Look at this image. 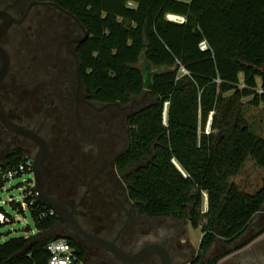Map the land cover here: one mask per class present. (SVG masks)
Instances as JSON below:
<instances>
[{"label": "trees", "instance_id": "16d2710c", "mask_svg": "<svg viewBox=\"0 0 264 264\" xmlns=\"http://www.w3.org/2000/svg\"><path fill=\"white\" fill-rule=\"evenodd\" d=\"M50 1L74 14L89 33L75 46L86 99L126 105L146 96L147 103L125 119L126 145L114 158L120 173L142 164L127 175L128 197L142 215L171 216L200 228L199 248L188 264H216L233 248L206 258L209 249L217 241L230 247L264 216V138L251 131L242 112L246 103L264 102V91L255 92L258 86L264 90V0ZM203 40L205 49L199 46ZM63 60L57 71L73 70ZM72 76L62 81L69 89ZM240 82L247 88H239ZM211 112L216 131L206 132ZM29 159L21 147H11L0 164V187L8 172L31 173ZM248 159L262 168L253 192L231 180ZM26 189L24 201H13L12 208L24 211V203L37 231L1 242L0 264H47L46 243L54 237L44 234L62 221ZM0 212L10 217L1 204ZM67 239L74 264L85 262L82 248Z\"/></svg>", "mask_w": 264, "mask_h": 264}, {"label": "flooded vegetation", "instance_id": "af4514ba", "mask_svg": "<svg viewBox=\"0 0 264 264\" xmlns=\"http://www.w3.org/2000/svg\"><path fill=\"white\" fill-rule=\"evenodd\" d=\"M32 1L34 0H0V10L5 11L15 19L0 36V47L7 52L9 59L7 71L0 80V99L8 118L16 124L39 133L47 141L48 138L39 129L41 123L50 121V119L46 120L44 111L49 107H58L56 102H52V97L56 91L55 85L62 82L63 79L68 80L67 77L73 75L74 84L69 89L71 94L73 92V97L71 96L65 105L67 103V106L69 104L73 106L74 115L78 120V128L88 133V127L90 128L91 124L99 123L96 118H93V113L91 114L90 111L85 110L78 115L80 106H88L92 111L95 110L99 114L107 108L113 112H119V122H122L126 129L125 119L134 111L133 102L126 105H119L118 103L98 105L82 95V88H80L78 95L76 94L74 58L68 49L75 50L76 43L67 44V41L81 35V29L77 23L53 5L31 4ZM58 16L60 18H57ZM64 18L68 19L67 26L75 29L67 31L63 27L67 35L63 29L54 27L56 23L60 24L59 21ZM3 21L4 17L0 16V24ZM63 59L67 63L71 62L73 69L71 75L65 76L66 72L62 73L63 71L60 70L57 71V76H53L52 68L57 69V65L62 66ZM1 64L2 59L0 57V67ZM39 106L43 110L41 116L36 114V109ZM12 110H15V115L11 113ZM86 114L88 115L86 116ZM82 119L90 124H81ZM1 126L0 138L2 141L0 144L3 143L2 147L17 138H23L27 142H32L37 150L34 141L4 127L2 124ZM76 136L80 142L78 135ZM47 143L49 154L43 168L48 165L50 175L55 180L52 183L50 179L44 178L45 190L49 195L61 200L86 231L114 240L128 253H134L151 242H159L168 248L172 264H188V261L193 259L195 254L189 256L188 245L179 243L177 240L179 224L161 222L157 220L159 218L148 220L137 211L134 206L135 201L127 195V175L133 171L132 168L120 173L113 165L114 158L120 151L113 156V166H108L109 163L103 160L97 170L87 178L80 173L71 171L69 175L64 176L65 179L59 180L54 177V169H57V166L61 167L62 164L56 165L57 163L52 161V147L48 141ZM34 148L28 149L34 150ZM60 148H63L62 145ZM98 150L99 148L95 151L98 152ZM60 155L62 157L61 150L57 153L58 157ZM82 158L81 154L77 155L70 162L62 165V168L66 167L67 170H70L74 168V164H77V159L83 160ZM60 182L62 185H59ZM54 227L66 238H72L77 242L88 259L94 262L106 261L107 264H127L116 259L105 248L80 239L66 222L59 221ZM150 238L151 240H149ZM153 257L140 264H156L152 261ZM155 259L158 260V257ZM186 259L188 260L186 261Z\"/></svg>", "mask_w": 264, "mask_h": 264}, {"label": "rangeland", "instance_id": "374dc122", "mask_svg": "<svg viewBox=\"0 0 264 264\" xmlns=\"http://www.w3.org/2000/svg\"><path fill=\"white\" fill-rule=\"evenodd\" d=\"M57 18H60L59 16ZM60 20V19H58ZM67 20L64 18L63 20L59 21L60 24H55L56 29H63V27L67 31H73L74 28H69L67 26ZM63 31H65L63 29ZM66 32V31H65ZM67 35V32H66ZM62 59V58H60ZM63 68V65L61 66ZM62 73H65L66 75H71V68L67 71H64L62 69ZM53 76H57L58 72L56 68H52ZM65 82V80H64ZM69 87L70 85L65 83L63 85V82H60L59 84L55 85V95L52 97V102H56L58 105L55 107H49L46 111H44L46 114V120L50 119V121L44 122L43 124L39 126V129L43 131V134L46 138H48V142L50 146L52 147V161L56 162L58 164L65 165V163H68L71 161V159H74L77 155H82L83 160L77 159V164H74V168H71L70 170H67L66 167L62 168L60 166H57V169H54V177L61 180L62 178L65 179L64 176L69 175L71 171L73 173H80L87 178V176H90L93 172H95L100 165L101 161H106L108 166L112 165L113 156L116 155L119 151H121L125 145H126V137H125V127L123 126L122 122H119L120 115L119 112L110 109H106L104 111H101V113H96L95 110H91L88 106H80V110H78V115L82 114L83 111H90L93 118L99 121V123L93 125L91 124L90 128L88 127V133L86 131L80 130L78 128V120L76 119L74 115V108L69 104L66 103L65 100L70 98L69 93ZM146 96H142L136 101H133V110L140 107L141 105H145L147 103ZM247 100V99H245ZM66 109H69V119H66ZM72 109V110H70ZM24 111L27 112L26 109ZM41 110L40 106L36 109L37 116H41ZM15 110H12L11 113L13 115ZM243 116L245 120L250 125V129L253 133H256L264 138V102L260 103L259 105H252L249 103H246L243 105L242 108ZM88 113V112H87ZM89 113V114H90ZM103 113V114H102ZM88 114H86L87 116ZM165 116V114H164ZM210 117V115H209ZM209 117L207 119L206 124V131L209 132H215L216 130L214 128H210L208 126ZM81 124L89 123L85 119H82ZM90 124V123H89ZM0 124V128H1ZM57 129V130H56ZM76 135H78L80 142L76 139ZM73 136V137H72ZM72 137V140L70 138ZM0 141L2 139L0 138ZM15 141V142H13ZM11 143L7 144L5 147H2V144H0V164L4 162V156L7 151H9L10 147H13L14 145H18L22 147L26 153L31 158L35 152L36 148H34V145L32 142H27L23 138H17L16 140H13ZM80 146H79V144ZM77 146H76V145ZM62 145L63 148H60ZM34 148V150H29L28 148ZM97 148H99L98 152L95 151ZM61 150L62 157L57 156V153ZM92 152V153H90ZM97 152V153H95ZM68 153V155H67ZM68 157V158H67ZM73 157V158H72ZM76 159V158H75ZM52 170V169H51ZM32 171V169H31ZM75 171V172H74ZM43 176L44 178H48L51 180L52 183H54L53 176L50 175V170L48 168V165L43 168ZM112 178V177H110ZM261 178H262V168L258 166L252 159H248L241 170L238 172L237 175L231 178L233 182H235L241 189L245 191L253 192L255 189H257L261 185ZM30 185V186H29ZM33 185V178L32 173L24 172L20 176H12L10 178L7 177L5 182H3L2 187H0V204L3 206V208L10 213L9 216H5V219L3 224H0V243L10 239L11 237H19V236H29L30 234H34L37 231L35 220L30 212L29 209L25 208L26 205L22 203V208L24 211H19V208L16 207V209L12 208V202L16 201H24V195L26 194L27 189L26 188H32ZM59 185H62L60 182ZM206 198V195H204ZM207 201L205 199L204 201V208H206ZM166 220L171 219H165L163 222H167ZM170 222V221H169ZM178 238L177 240L179 243H184L188 245L190 255L193 256L198 248H199V242L200 238L202 236V232L200 228H193L188 223H180L178 227ZM45 237H55V236H64L58 230L56 227H52L50 230L45 232ZM180 239V240H179ZM182 240V241H181ZM181 241V242H180ZM262 242V241H261ZM218 244V243H216ZM212 246L211 249L207 252V256L213 255L219 251V248ZM262 244V243H261ZM258 246V242L255 240L253 243H251L250 248L248 251H246V254H250L253 252V254L247 255V259H243L242 262L238 261V258H240L241 254L234 255L233 257V263L234 264H257L256 262V247ZM260 246V244H259ZM223 247H220V249ZM190 258V257H189ZM188 258V259H189ZM186 259V261L188 260ZM87 263H90V261H86ZM96 264V263H94ZM224 264V263H222Z\"/></svg>", "mask_w": 264, "mask_h": 264}, {"label": "water", "instance_id": "95a60500", "mask_svg": "<svg viewBox=\"0 0 264 264\" xmlns=\"http://www.w3.org/2000/svg\"><path fill=\"white\" fill-rule=\"evenodd\" d=\"M33 3L53 5L64 14L70 16L77 23V25L81 29V35L79 37L69 39L67 41V44L70 43L78 44L79 42L83 41L88 37L89 33L87 29L84 27V25L80 22V20L70 11L64 9L56 2L50 0H44V1L34 0L31 2V4ZM0 16L4 17V21L0 24V36H1L3 32L9 27L11 22L15 21V19L2 10H0ZM68 49L74 58L75 87H76V94L78 95V92L81 88L79 58L74 49L71 48ZM0 57L2 59V64L0 67V80H1V78L7 71L8 63H9L8 54L1 47H0ZM0 122L4 127L11 129L16 133L23 135L35 142V144L37 145V150L31 158V165H32L31 173L33 178L32 189L35 193V198L42 205L48 206L49 208L53 209L54 213L62 221L66 222L75 231V233L80 239H83L86 242H90L105 248L116 259H119L120 261L127 264H140L153 256L154 257L152 261H154V263L156 264H172V258L169 254L168 248L159 242H151L150 244L142 247L141 249H139L134 253H128L125 250H123L114 240L109 239L103 235L94 234L86 231L82 227V225H80L78 220L73 216V214L67 208V206L61 200L55 198L54 196L49 195L45 190L43 165L49 154V146L46 139L42 137L39 133L11 121L6 114L1 99H0ZM141 165L142 164L136 165L134 168H132V170L136 169L137 167H140ZM157 257L158 260L155 259ZM76 264H86V263L78 262Z\"/></svg>", "mask_w": 264, "mask_h": 264}, {"label": "crops", "instance_id": "0c3cea01", "mask_svg": "<svg viewBox=\"0 0 264 264\" xmlns=\"http://www.w3.org/2000/svg\"><path fill=\"white\" fill-rule=\"evenodd\" d=\"M145 217L148 220L149 219H153V218L154 219L159 218L157 220H160L161 222H163V220H165V219H171V220H166V221L167 222L170 221L171 223H177L179 225H180V223H188L190 225L188 220L175 219V218H172L171 216H157V217L145 216ZM263 227H264V216L260 217L256 221L254 220L253 224H251L248 229H246L244 232H242L240 234V236L230 245V247L225 246V245H224L225 246L224 247V246L221 245V243H219L217 241L216 243H218V244H216V243L215 244H216V247L219 248V251L217 253L213 254V255H210L209 257H215L218 254H221L222 252L228 250L229 248H233V250L231 252H229V253L225 254L224 256L220 257L216 261V264H222V263H224V264H234L232 258L235 257L238 254H241L240 258H238V261L242 262L243 259H247V255L253 254V252H251L250 254H246V251H248V249L250 248L251 243H253V241L256 240L258 242V246L255 249V251H256V254H254V255H256L255 259H256L257 264H264V232L262 234H260L259 236H257L255 239L249 241L247 244H244V245H242L240 247H237L238 245L242 244L245 240L250 238L255 232H257L258 230H261ZM177 238H178V235H177ZM149 240H151V238ZM259 244H260V246H259ZM220 247H223V248L220 249ZM86 261H90V263H87ZM85 263L86 264H94V263H96V264H107L106 261L94 262V261L88 259L87 257H85Z\"/></svg>", "mask_w": 264, "mask_h": 264}, {"label": "built area", "instance_id": "2783aa9c", "mask_svg": "<svg viewBox=\"0 0 264 264\" xmlns=\"http://www.w3.org/2000/svg\"><path fill=\"white\" fill-rule=\"evenodd\" d=\"M128 4L133 5L134 3L132 1H129ZM173 20L178 21V22H183L185 19L183 16H177V18H175ZM199 46L201 49L207 48L206 42L204 40L199 43ZM180 70L182 71V73L187 72L183 67H181ZM238 87L239 88H247V86L244 82H240L238 84ZM263 91L264 90L260 86H258L255 89V92L257 94H261V93H263ZM164 114H165V112H164ZM211 115H212V112L210 113V117H209V122H208L209 127H210ZM164 119H165V116H164ZM206 132H209V131L207 130ZM26 163H27V165H30L31 164V158ZM19 170L23 171V167L20 166ZM15 173L16 172L13 171V172H8L5 175H6V177L10 178L12 176H15ZM49 212L54 213V210L50 208ZM4 219H5V214L3 212H0V222H3ZM46 249L49 252V258L47 260V264H74V262H75L76 255L74 254L73 247L71 246V244L69 243V240L65 236H59V237H54V238L50 239L46 243Z\"/></svg>", "mask_w": 264, "mask_h": 264}, {"label": "bare ground", "instance_id": "6f19581e", "mask_svg": "<svg viewBox=\"0 0 264 264\" xmlns=\"http://www.w3.org/2000/svg\"><path fill=\"white\" fill-rule=\"evenodd\" d=\"M177 16L178 15H175V14H169L168 15V18L171 19V20H173V19L177 18Z\"/></svg>", "mask_w": 264, "mask_h": 264}]
</instances>
